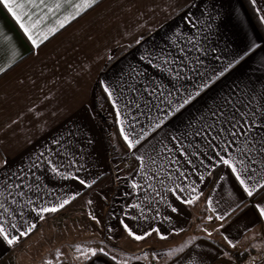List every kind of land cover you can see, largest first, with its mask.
Here are the masks:
<instances>
[{"label":"crops","instance_id":"obj_1","mask_svg":"<svg viewBox=\"0 0 264 264\" xmlns=\"http://www.w3.org/2000/svg\"><path fill=\"white\" fill-rule=\"evenodd\" d=\"M250 1L264 23V0ZM56 2L26 4L32 22L43 17L34 33L57 29L39 46L0 4V201L8 209L0 219L19 237L12 245L0 238V264H155L97 251L79 261L65 250L86 241L131 247L181 236L188 243L157 264H264V189L248 197L216 155L243 159L241 178L264 184L261 144L239 137L222 152L233 138L218 135L219 124L212 145L196 135L221 107L237 120L264 123V37L242 0H97L78 16L82 0H59L48 13ZM66 16L75 18L59 27ZM249 49L153 131L187 92ZM169 53L175 63L147 66L150 55ZM122 127L129 139L147 135L130 149ZM258 131L264 136V128ZM189 197L198 198L183 202ZM65 199L57 212L34 211ZM125 224L135 235H151L136 240ZM224 249L246 256L238 263Z\"/></svg>","mask_w":264,"mask_h":264},{"label":"snow or ice","instance_id":"obj_2","mask_svg":"<svg viewBox=\"0 0 264 264\" xmlns=\"http://www.w3.org/2000/svg\"><path fill=\"white\" fill-rule=\"evenodd\" d=\"M96 2H97V0H82V2L80 4L75 5V8H76L75 15L78 16L83 9H87V8L91 7ZM0 4H2L8 10V12L15 18V20L19 23L20 28L23 30V32L27 36L28 40L31 41L33 46H39L40 43H42L44 40L48 39V36L50 33H54L57 30L56 28H50V29H48V32L34 33V31H33L34 29L37 28V25H39L42 22L43 17H39L34 22H32L34 13L28 12L25 10L26 4L31 5L35 8H42L43 6H46L45 0H39L38 3H37V0H26V3L19 2V0H0ZM60 6H61V4H60L59 0H57L54 8L48 7L47 11H48V13H52V12H54V10L59 9ZM25 16L27 17L28 21H30V23L25 24L23 22L22 18ZM74 18H75V16L64 17L63 20L58 21L59 27H61V28L64 27L65 23H67L70 19H74ZM262 19H264V18H262ZM187 22L189 24H192L191 19H188ZM137 43H139V41H137ZM250 51H251V49L240 54L238 56V58H236L233 63H229L218 74L213 75L209 79L203 81L198 86V88L196 90L187 92V94L182 97V100L179 103L175 104L171 108V110L168 111L167 114L162 119H160V121L158 123L154 124L153 131H155V129H159L165 123V121L168 119L169 116H173L176 113H179L186 106L195 102L197 100V98H199L202 95V93L206 92V90H210L211 87L214 85V83L218 79L223 77L225 75V73H227L235 65L240 64L249 55ZM170 57H171L170 53L167 55H161L160 57L150 55L147 58L146 63H147L148 67H153V66L162 67L163 65H168L169 63H175V60L170 59ZM155 59H161L163 61V65H154ZM217 59H219V58H217ZM140 60L142 62L145 61V57H143V56L140 57ZM0 71H2V69H0ZM167 71L171 72V71H174V69L169 68V69H167ZM179 74H180L179 71H177V77H179ZM104 90L106 93H108L109 97L111 98L112 92L109 91V87L105 86ZM145 90L147 91V89H145ZM155 91H156L155 88L152 89L153 93ZM168 102H169V104L172 103L171 100H169ZM211 115L214 118L212 120V123L207 124L205 126H202V130L197 131V133H196L197 136H204L205 138H207L209 141V145H212V142L215 140V137L212 136L211 130L216 129V126L219 124L220 128H219V132L217 134L219 135V134H222L224 132H228V135L233 138L232 141L230 143L225 144V146L223 148H221L220 151L228 152L232 146V143H235L239 137H243L246 141L250 140V142L261 144L260 152L262 154H264V136H259V131H258L259 129L264 128V123H257V121L254 118H252V119L241 118L240 120H237L235 112H233L232 115H228L222 107L216 111H213ZM119 116H120V112L117 111V117L119 118ZM262 119H264V118H262ZM221 121H223V123H221ZM224 123L230 125V128H225L223 126ZM253 132H256L257 136H252ZM121 133L124 135V140L127 142L128 147L130 149L133 148L135 144H138L140 142V139H143L144 136L147 135V133H144V136H141L139 139H136V140L129 139V136L124 134L123 127L121 128ZM257 137H259V139H257ZM173 139L175 140L176 138L173 137ZM215 147L219 148V145H215ZM181 154L183 155L185 153H181ZM42 155H43V153H41V156ZM216 155L219 157L220 162L223 165L227 166L231 170V173H233L235 175V179L242 186L243 192L248 197L254 196V194L257 192L258 189H264V184H253L250 186L246 182L245 179L241 178V174L245 171V168L244 167L238 168L237 165L242 166L244 164L243 159H238L237 157L232 156V155H230L229 158H224V156L220 155L219 152H217ZM52 170H53V172L58 171V169L55 166H53ZM73 178H75V177H73ZM79 183L82 185H85V186H90V185H87L86 182L82 179L79 180ZM8 187L10 188L12 186L9 185ZM15 187L19 188L20 185H15ZM192 191L195 192L196 189L193 188ZM0 195H2V193H0ZM21 195H23V193H21ZM197 198L198 197H189L187 200H185L183 202L191 204ZM69 202H70L69 200L65 199L59 203L58 207H56V206L40 207L38 209H34V211H38V214H41V216H42L43 213L57 212L59 210V208H63ZM7 211H8V209L4 207V202L0 201V216H2L3 213H5ZM172 211L175 212L177 210L175 208H173ZM259 212H260V215L262 217H264V208H260ZM219 218L223 219V217H219ZM122 223H123V221H122ZM11 227L13 229H15L17 226L15 224H12ZM35 227H36L35 224H33V225L29 226L26 230L20 231L19 236L20 237L27 236ZM124 227H125V229H128V226L126 224L124 225ZM152 231L158 232L159 230L153 229ZM128 232H129V235L133 236L134 239H136V240H142V239H145L147 235H151V232L146 233L144 236L135 235L130 229H128ZM0 238H2L9 245L17 243L18 239H19V237L9 234V231L7 230V227H6V225L2 219H0ZM164 238H166V237L161 235V239H164ZM93 254H95V253H93Z\"/></svg>","mask_w":264,"mask_h":264},{"label":"rangeland","instance_id":"obj_3","mask_svg":"<svg viewBox=\"0 0 264 264\" xmlns=\"http://www.w3.org/2000/svg\"><path fill=\"white\" fill-rule=\"evenodd\" d=\"M173 243L174 246L172 245ZM186 243H188V238L185 236L170 238L166 242L154 241L151 243L147 239L134 241L131 247L116 246L110 243L96 245L93 241H86L71 245L65 251L70 254L69 258L78 259L79 261L84 260L88 255L97 251L116 261L144 259L157 264L160 260L170 257Z\"/></svg>","mask_w":264,"mask_h":264},{"label":"trees","instance_id":"obj_4","mask_svg":"<svg viewBox=\"0 0 264 264\" xmlns=\"http://www.w3.org/2000/svg\"><path fill=\"white\" fill-rule=\"evenodd\" d=\"M244 6L246 7L248 13L256 23V26L258 27L260 33L262 34V37H264V23L261 22L259 19L252 3L250 0H242ZM215 177V174L212 176V180ZM232 258H234L238 263L241 262L242 259L245 258L246 253L245 252H233V251H227L224 249Z\"/></svg>","mask_w":264,"mask_h":264}]
</instances>
